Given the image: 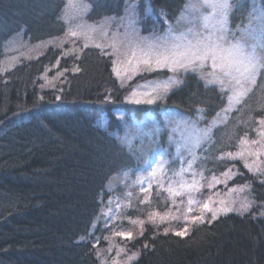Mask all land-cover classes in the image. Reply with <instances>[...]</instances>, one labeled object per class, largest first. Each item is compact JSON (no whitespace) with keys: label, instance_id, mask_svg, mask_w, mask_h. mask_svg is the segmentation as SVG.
I'll use <instances>...</instances> for the list:
<instances>
[{"label":"trees","instance_id":"trees-1","mask_svg":"<svg viewBox=\"0 0 264 264\" xmlns=\"http://www.w3.org/2000/svg\"><path fill=\"white\" fill-rule=\"evenodd\" d=\"M129 1L85 0L86 18L90 23L119 18ZM251 3L243 0L236 7L233 2V29L245 22ZM185 5L186 0H139L142 32L164 31ZM65 8L66 0H0V264H100L97 249L103 248L105 233L100 212L108 187L135 166L117 111L138 119L151 112L159 119L163 108H172L209 121L227 105L225 93L195 75L184 77L153 107L125 104L112 57L96 47H49L6 68L5 46L11 39L39 44L63 38ZM263 120L261 74L200 150L204 174L230 169L234 163L227 155L243 140L256 138ZM236 164L242 176L234 182H248L253 197L264 201V176ZM133 195L120 213L123 219H142L168 207L159 188L148 202ZM126 247L138 253L130 264H264V219L252 211L232 212L197 223L185 236L147 226Z\"/></svg>","mask_w":264,"mask_h":264},{"label":"rangeland","instance_id":"rangeland-1","mask_svg":"<svg viewBox=\"0 0 264 264\" xmlns=\"http://www.w3.org/2000/svg\"><path fill=\"white\" fill-rule=\"evenodd\" d=\"M234 1L237 7L243 0H231L227 17L231 32L239 37L242 34L247 36L246 30H250L260 36L264 23L256 17L264 12L261 0H252L248 17L235 29L230 25ZM138 2L130 0L119 18L90 23L86 18L88 6L85 0H66L63 20L67 30L63 38L30 44L16 37L5 46L6 68L21 58L36 57L49 47L69 44V47L99 48L112 57L113 71L120 86L125 88L124 103L128 105L153 107L162 103L181 86L187 75H195L227 95L226 107L209 121L200 114L191 118L172 108H163L159 119L151 112L138 119L133 115L126 117L124 112L117 111L122 125V141L134 156L135 166L130 172L114 178L108 187L110 196L104 201L100 212L105 230L102 235L104 246L97 249L100 264H130L138 253L126 247L127 242L139 237L147 226L161 228L163 233L176 234L187 230L188 234L197 223L213 221L232 212L252 211L264 219V201L253 197L248 182H234L242 176L236 163L255 176H264V123L260 124L256 138L243 140L237 151L227 155L226 160L234 163L227 171L206 176L199 165L200 150L209 142L214 128L227 120L249 92L237 100L239 89H222L220 83L211 82L214 80V76L210 75L213 72L211 61L195 70H172L171 66H158L154 62L149 67L138 62L149 51H164L174 45H179L182 50L189 41L195 42L196 32L207 35L215 22L212 19L213 10L200 7V0H186L184 10L175 23L167 24L162 32L144 34L137 17ZM189 5L197 7L190 8ZM203 16L209 17L207 30L203 26ZM156 73L160 75L155 79L146 77ZM254 86H250L251 89ZM149 100L153 102L149 103ZM155 188L163 190L168 198V207L164 212H153L142 219H123L120 216L121 211L128 208L135 198L133 192L141 195L140 202L144 203L149 201ZM205 204L208 205L207 209L204 208ZM118 223L124 225L118 226ZM128 233H131L130 238L127 237Z\"/></svg>","mask_w":264,"mask_h":264},{"label":"snow or ice","instance_id":"snow-or-ice-1","mask_svg":"<svg viewBox=\"0 0 264 264\" xmlns=\"http://www.w3.org/2000/svg\"><path fill=\"white\" fill-rule=\"evenodd\" d=\"M200 7L213 10L212 30L207 35L196 32L195 42L189 41L188 45L182 50L179 45H174L164 51H151L144 54L138 62L151 67L154 62L156 65L171 66L188 70L192 68H203L208 61H211L214 76L213 83H220L223 88L239 89L237 100L246 95L252 89L250 86L257 83L258 75L264 74V28L261 35L256 36L250 30L246 35L239 37L232 33L227 24L231 0H200ZM188 7H197L189 5ZM264 23V12L256 17ZM204 28L208 29L209 17L203 16ZM250 37V38H249ZM99 47V45H97ZM135 56V53H133ZM131 64V60L128 61ZM119 75V72L117 73ZM140 101H136L139 103ZM152 103V100L148 101ZM261 123H264L262 121ZM155 175V173H153ZM204 208H208L205 204ZM202 219V218H201ZM187 230L178 232L176 235H186ZM121 235H125L121 233ZM131 237V233L127 234Z\"/></svg>","mask_w":264,"mask_h":264}]
</instances>
